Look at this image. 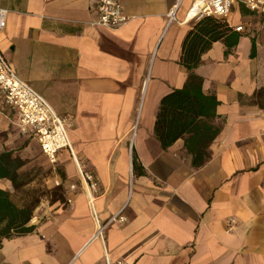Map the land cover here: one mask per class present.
<instances>
[{
    "label": "crops",
    "instance_id": "obj_1",
    "mask_svg": "<svg viewBox=\"0 0 264 264\" xmlns=\"http://www.w3.org/2000/svg\"><path fill=\"white\" fill-rule=\"evenodd\" d=\"M119 2L129 21L110 30L93 24L96 0H0L4 57L71 121V151L51 164L0 95V152L42 158L47 188L62 195L40 199L31 231L1 239L0 264H264V108L254 100L264 88V14L234 5L224 20L237 44L226 53L212 43L194 69L222 122L210 159L194 167L182 138L163 149L154 131L161 99L188 77L180 58L193 0ZM0 189L17 204L8 178ZM90 200L100 222L125 220L93 238Z\"/></svg>",
    "mask_w": 264,
    "mask_h": 264
},
{
    "label": "trees",
    "instance_id": "obj_2",
    "mask_svg": "<svg viewBox=\"0 0 264 264\" xmlns=\"http://www.w3.org/2000/svg\"><path fill=\"white\" fill-rule=\"evenodd\" d=\"M223 41L228 53L237 44V35L224 19L204 16L196 20L187 33L182 47L180 64L188 71L187 80L182 88L173 89L160 101L154 131L163 149L171 146L177 139L184 140L186 151L192 157L194 167L204 165L211 157L210 145L218 136L222 122L217 123L216 107L219 102L214 93H204L203 79L194 69L206 52L216 41ZM254 55V49H252ZM254 100L264 108V88L254 94ZM24 161L13 156L12 151L0 152V178H8L17 190L22 187L20 168ZM51 200L61 199V190H51ZM39 199L24 205L16 204L9 191L0 189V245L2 238L14 233L32 230L30 221Z\"/></svg>",
    "mask_w": 264,
    "mask_h": 264
},
{
    "label": "built area",
    "instance_id": "obj_3",
    "mask_svg": "<svg viewBox=\"0 0 264 264\" xmlns=\"http://www.w3.org/2000/svg\"><path fill=\"white\" fill-rule=\"evenodd\" d=\"M240 4L258 14H264V0H193L187 11V16L199 20L204 16H212L224 19L234 5ZM95 9L97 18L93 21L96 26L110 30H116L129 21V17L123 12L119 0H96ZM8 10L0 8V31L6 27ZM175 18V9L168 13L169 21ZM236 31L243 30L242 26L236 27ZM0 95L6 105L11 107L17 116V125L22 134L34 137L47 158L48 162L55 164L57 154L62 149H69L71 145L68 137V129L71 121L67 117L59 116L47 100L36 90L22 81L15 73L13 66L6 60L0 49ZM91 190L95 191L96 184L93 175L83 173ZM73 187V186H71ZM68 202H71L69 199ZM94 219L97 222L93 238H102L105 227L112 221L124 217L118 214L111 216L107 221L100 222L95 214L92 200H90ZM234 220L231 219L230 223ZM105 264H129L125 261L106 260Z\"/></svg>",
    "mask_w": 264,
    "mask_h": 264
},
{
    "label": "rangeland",
    "instance_id": "obj_4",
    "mask_svg": "<svg viewBox=\"0 0 264 264\" xmlns=\"http://www.w3.org/2000/svg\"><path fill=\"white\" fill-rule=\"evenodd\" d=\"M20 173L22 182L26 184L20 187L17 194L14 195L17 204L24 205L36 199L40 201L41 198L51 195V191L46 186V178L50 174V168L46 166L42 158L34 156L24 160Z\"/></svg>",
    "mask_w": 264,
    "mask_h": 264
}]
</instances>
